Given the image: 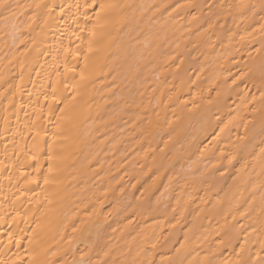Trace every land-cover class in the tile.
I'll return each instance as SVG.
<instances>
[{"label": "bare ground", "instance_id": "bare-ground-1", "mask_svg": "<svg viewBox=\"0 0 264 264\" xmlns=\"http://www.w3.org/2000/svg\"><path fill=\"white\" fill-rule=\"evenodd\" d=\"M0 264H264V0H0Z\"/></svg>", "mask_w": 264, "mask_h": 264}]
</instances>
